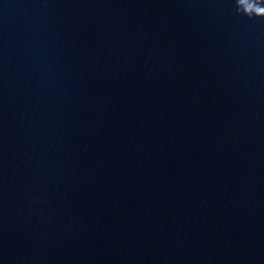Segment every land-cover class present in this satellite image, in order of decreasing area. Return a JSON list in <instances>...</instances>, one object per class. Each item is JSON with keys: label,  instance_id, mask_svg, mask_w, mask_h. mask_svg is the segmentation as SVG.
Segmentation results:
<instances>
[{"label": "clouds", "instance_id": "obj_1", "mask_svg": "<svg viewBox=\"0 0 264 264\" xmlns=\"http://www.w3.org/2000/svg\"><path fill=\"white\" fill-rule=\"evenodd\" d=\"M237 11L249 18L264 17V0H236Z\"/></svg>", "mask_w": 264, "mask_h": 264}]
</instances>
